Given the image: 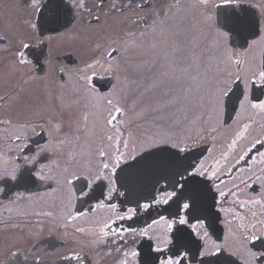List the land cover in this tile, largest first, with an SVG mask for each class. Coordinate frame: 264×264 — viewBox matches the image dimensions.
<instances>
[{
  "label": "snow or ice",
  "instance_id": "6c2138e0",
  "mask_svg": "<svg viewBox=\"0 0 264 264\" xmlns=\"http://www.w3.org/2000/svg\"><path fill=\"white\" fill-rule=\"evenodd\" d=\"M24 3L26 38L0 35L19 77L0 95V196L51 192L9 200L0 232L23 245L0 264H51L38 256L48 223L67 247L55 264H264V61L247 58L264 46V5ZM85 22L105 38L77 69L76 98L51 115L30 88L29 50Z\"/></svg>",
  "mask_w": 264,
  "mask_h": 264
},
{
  "label": "flooded vegetation",
  "instance_id": "af4514ba",
  "mask_svg": "<svg viewBox=\"0 0 264 264\" xmlns=\"http://www.w3.org/2000/svg\"><path fill=\"white\" fill-rule=\"evenodd\" d=\"M251 3L257 6L264 5V0H251ZM29 12L30 9L27 8L24 0H0V35H6L12 39L26 38L25 21L29 17ZM60 33H48L55 37L50 44L33 47L29 50L31 53L29 59L33 60L36 66V75L39 77L30 85V88L33 94L39 98L42 106L48 108L50 114L54 116L59 114L61 100L64 103H69L76 98L77 90L81 87L80 73L77 69L91 61L95 54V44L105 38L97 26H90L86 22L69 25L68 29H61ZM14 51L15 47L6 52L0 51V95L9 91L19 79L18 76L12 75L11 53ZM247 58L256 63L264 61V46H258L249 51ZM37 60L39 64H36ZM46 60L51 61V67L45 63ZM60 68H64L65 72L60 73ZM104 80L97 79V85L105 83ZM103 90L101 89V91ZM256 119L260 120L261 117L257 116ZM217 147H219V143ZM8 148L9 145L0 136V153L7 154ZM2 164L3 161L0 160V165ZM11 189L7 199L0 196V219H6L9 215L5 206L15 193L21 192L24 196L33 195L36 197L40 193L51 192V189L46 187L40 189L39 185L13 186ZM63 195L64 193L60 191L51 193L46 197L47 204H58L59 198ZM1 211L3 212L1 213ZM61 235L62 230L56 229L51 223L46 224L45 231L41 234L45 243L38 251V256L40 258H56L65 252L67 250L66 242L61 241ZM17 243L23 245V237L20 233L0 232V252Z\"/></svg>",
  "mask_w": 264,
  "mask_h": 264
},
{
  "label": "water",
  "instance_id": "95a60500",
  "mask_svg": "<svg viewBox=\"0 0 264 264\" xmlns=\"http://www.w3.org/2000/svg\"><path fill=\"white\" fill-rule=\"evenodd\" d=\"M41 187V186H40ZM58 259H54V260H44L45 262H51V264H55V262L57 261Z\"/></svg>",
  "mask_w": 264,
  "mask_h": 264
},
{
  "label": "rangeland",
  "instance_id": "374dc122",
  "mask_svg": "<svg viewBox=\"0 0 264 264\" xmlns=\"http://www.w3.org/2000/svg\"><path fill=\"white\" fill-rule=\"evenodd\" d=\"M5 209H6V207H5ZM3 211H1V213H2Z\"/></svg>",
  "mask_w": 264,
  "mask_h": 264
}]
</instances>
